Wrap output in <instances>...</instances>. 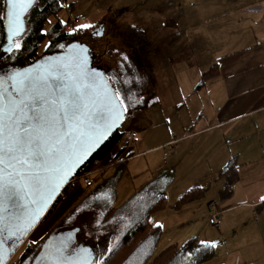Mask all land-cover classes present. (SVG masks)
<instances>
[{
	"label": "rangeland",
	"instance_id": "obj_1",
	"mask_svg": "<svg viewBox=\"0 0 264 264\" xmlns=\"http://www.w3.org/2000/svg\"><path fill=\"white\" fill-rule=\"evenodd\" d=\"M40 1L36 0L37 4ZM69 2L73 3L72 12L67 6L68 2L64 3V9L58 16H50L45 29L48 30L58 19L66 21L68 17L71 19L82 13L85 16L84 20L78 23L72 20L71 22L76 26L91 25L94 34L100 33L96 34L99 38L94 39V45L97 46L96 42L99 43L100 48L97 47V50L107 59V66L112 65L117 70L119 69L114 62L117 57L116 50L127 54L120 40L121 33H126L132 26L141 30L150 28V44L146 50L141 52V58H146L152 64L151 81L161 104L142 110L122 123L121 129L132 132L135 138L133 142L127 144L122 157L131 151L136 152V148L142 150L139 147L141 137L147 146L164 143L172 139L174 133L180 136L183 125L191 126V123H187L190 118L194 120L199 118L201 114L198 109L199 94L195 91V87L201 79V74L209 69L213 60L211 57L223 54L228 41V36H223V34L215 35L221 45H213L206 38L214 37V35L211 30L203 26L209 27L210 24L216 26L220 21L214 18L213 14L201 13L199 7L209 5L212 0H70ZM202 14L203 17L200 19ZM197 20H199L198 23ZM25 21L28 27L22 36L14 40L11 47L13 51L16 50L15 44L21 47L23 36H26L30 29L29 12L25 16ZM200 36L205 38V44L201 43ZM85 40L87 44L92 45L91 39L85 38ZM46 44V41L41 44L40 53ZM203 45L212 47L211 57L207 51H202ZM146 73L144 69L137 71L139 79L147 87L149 82ZM189 115L192 116L189 117ZM181 142L185 143L181 140L170 149L174 150L182 144ZM162 151L169 150L166 147V150L162 149ZM141 160L142 158H137L136 163H140ZM205 162L207 166L208 161L205 160ZM115 165L117 166H110L101 173L93 171L91 174L94 179L92 188L95 189L105 179L116 176L115 186L118 188V194L115 204L119 205L127 196L124 190H131L132 183L130 175H121L125 167H129L128 162ZM161 178L164 179L163 176ZM82 188V183H75L66 194L64 190V198L52 206L45 218L33 230L30 239L35 244L41 241L43 243L48 232L54 228L50 233L63 231L67 229L66 226H78L80 232L77 235V244L90 245L95 253L94 262L98 263L111 248L116 230L95 237L91 230L94 228L95 213L93 211L81 214L73 223L62 222L57 225V222L75 205ZM178 188L179 186L174 184V187L170 189L166 207L154 212L150 217V222L153 225H159L162 229L154 257L171 244L182 245L191 236H195L199 241L212 243L215 249L214 257L201 264H264V212L258 217L257 212H254L255 215L249 217L247 212L241 209L238 212L242 213L233 216L231 224L221 232L216 228H210L209 212L204 211L203 214L195 217L191 209H184V205L179 209L169 205L174 197L178 196L174 195ZM210 193L212 192L205 194L202 197L204 199L201 198V200L204 201ZM215 200L220 206L225 203L218 197H215ZM222 216L223 213L221 222L223 221ZM53 225L55 227L52 228ZM213 227L217 226L213 225ZM193 232H197V235ZM235 251L237 253H234Z\"/></svg>",
	"mask_w": 264,
	"mask_h": 264
},
{
	"label": "snow or ice",
	"instance_id": "obj_2",
	"mask_svg": "<svg viewBox=\"0 0 264 264\" xmlns=\"http://www.w3.org/2000/svg\"><path fill=\"white\" fill-rule=\"evenodd\" d=\"M32 3L5 0L10 42L24 31L21 17ZM68 48L64 55L0 76V233L17 240L127 111L121 93L88 68L87 48ZM70 242L69 233L41 259L45 264H86Z\"/></svg>",
	"mask_w": 264,
	"mask_h": 264
},
{
	"label": "crops",
	"instance_id": "obj_3",
	"mask_svg": "<svg viewBox=\"0 0 264 264\" xmlns=\"http://www.w3.org/2000/svg\"><path fill=\"white\" fill-rule=\"evenodd\" d=\"M199 11L213 14L220 21L216 26H203L214 35L206 37L207 40L213 45H221L215 35L228 36L225 52L219 56L211 57L212 47L200 46L213 58L211 65L217 63L218 66L215 76L198 90L201 114L197 120H188L191 126L183 125L182 138L177 142H172V138L147 146L141 137L139 147L142 150L136 148V154L126 160L129 167L126 166L121 175L128 174L131 178V190H124L126 198L156 181L166 185L168 198L170 189L177 184L179 188L174 195L178 196L169 204L171 207L189 190L206 188V195L212 193L204 201L196 199L185 204L184 209H191L198 217L204 211L209 212V204L216 203L215 197H218L225 202L219 205L223 221L220 217L217 227L209 224L210 228L222 232L231 224L233 216L242 213L238 212L241 209L249 217L254 216V212L257 217L264 212V0H212L209 5L199 7ZM202 17L203 14L200 19ZM200 37L201 43L205 44V38ZM184 128L190 130L185 132ZM181 140L185 143L170 149ZM166 147L169 151L163 152ZM123 153H118L119 160L125 158ZM137 158H142L140 163H136ZM232 158L236 160L238 180L231 195L221 199L225 180L219 177V171ZM112 182L116 185V176L105 179L98 186ZM214 182L216 185L213 186ZM193 234L197 235V232Z\"/></svg>",
	"mask_w": 264,
	"mask_h": 264
},
{
	"label": "trees",
	"instance_id": "obj_4",
	"mask_svg": "<svg viewBox=\"0 0 264 264\" xmlns=\"http://www.w3.org/2000/svg\"><path fill=\"white\" fill-rule=\"evenodd\" d=\"M69 1L41 0L36 4L29 11L30 29L27 35L23 36L21 47L13 53L2 50L6 33L5 19L0 20V67L24 66L26 62L32 63L45 55L63 51L72 42L82 41L87 44L85 38H88L92 40V45H88L94 50V65H98L104 70L114 90L119 91L121 98L125 100L127 111L124 121L142 110L157 105L159 100L151 81L152 65L146 58H141V52L146 50L150 44V28L141 30L132 26L128 28L126 33H121L120 40L125 46L127 54L116 50L117 57H115L114 62L119 69L117 70L112 65L107 66V59L98 52L99 43L96 42L97 46H95L94 39L99 37L92 32V27L80 29L79 25H74L68 17L63 23H61L62 20L58 19L52 23L48 30L45 29L50 16H58L64 9V3L67 4L66 2H68L67 6L72 12L73 3ZM5 7V0H0V16L5 17ZM73 29L76 31L73 32ZM44 41L47 44L40 53L39 48ZM60 45H64V48H61ZM139 69L147 71L146 75L149 82L147 87L138 77L137 71ZM217 71V63L211 65L210 69L201 75L195 91L204 87L207 80L215 76ZM128 133L123 131L121 127L115 131L68 184L65 188V194L75 183H82L83 188L75 205L57 222V225L62 224V222L73 223L81 214L93 211L95 213L94 228L91 230L95 237L116 230L111 248L106 256L96 264H201L210 260L215 254L214 245L205 242L207 245L205 247L196 237L189 238L182 245L172 244L154 257L153 254L161 238L162 229L159 225H153L150 222V217L154 212L164 209L168 203L167 187L164 183L156 181L145 185L130 194L119 205L115 204L118 192L113 182L107 183L103 187L98 186L95 189L85 184L84 178L87 177V172H104L109 166L121 163L123 160L126 161L136 154L135 151H131L124 159L120 158L121 160H119L118 153L123 152L127 144L134 141V139H127ZM117 147L119 148L117 149ZM236 165L235 158H232L219 171V177L225 180L224 187L220 191L221 199L231 195L233 186L238 180ZM206 192V188L191 189L173 207L179 209L187 203L204 197ZM65 194H61L56 204L64 198ZM215 205L221 211L217 202L210 203L209 220ZM53 227L55 226L53 225ZM66 227L72 229L78 226ZM29 240V243H33L31 239ZM28 258L30 259L31 256Z\"/></svg>",
	"mask_w": 264,
	"mask_h": 264
},
{
	"label": "water",
	"instance_id": "obj_5",
	"mask_svg": "<svg viewBox=\"0 0 264 264\" xmlns=\"http://www.w3.org/2000/svg\"><path fill=\"white\" fill-rule=\"evenodd\" d=\"M35 2H36V0H33L32 6H30L21 17V19L23 21L24 31L21 32L19 35L14 36L12 38L11 42L9 41L7 27H6L8 22L6 19L7 9L5 7L6 40H5V43L2 47L3 52H8L7 49L9 47H12L14 40L24 34L25 29H26L25 16L31 10V8L34 6ZM72 44L82 45L83 47L87 48V50H88V53H87L88 68L91 70H94L97 73H100L104 77V79L108 82L110 88L114 90V88L112 87L108 78L106 77L104 70L100 66L94 65V63H93L94 62V50L88 44H86L85 42H82V41L72 42V43L68 44V46L72 45ZM68 46L65 48V50H63L61 52L51 54V55H46V56L32 62L29 65H26L22 68L15 69V70H21L22 71L25 68H29V67L35 66L38 63H42L45 58L64 55L69 51ZM15 70H13V71H15ZM125 115H126V112L123 113V119L121 121H119L117 123V125L114 128H112V130L106 135V137L75 167V169L72 171L71 175L66 179V181L62 184V186L58 189V191L55 193L53 198L47 203L46 206H44L43 211L35 217V220H34V223L32 224V226L24 232L25 238L28 237L29 235H31V233L37 227V225L45 218V216L51 210L52 206L56 204L59 197L61 196V194L65 190V188L74 179V177L77 175V173L84 167V165L89 161V159L110 139V137L113 135V133L115 131H117L122 126V123L124 122V119H125ZM79 231H80V228L76 227V228L64 230V231L59 232L55 235L48 236L43 241L42 246H41V250L36 255L33 264H45V261L42 260L41 257L45 254V252L50 251L51 246L57 244L58 241L67 237L69 233L71 234L70 248L73 250L72 252L74 254H79L85 260L86 264H93V262L95 260V253H94L93 248L90 245H86V244H82V243L77 244V235H78ZM6 235L8 236L7 232H6ZM0 239H3V238L0 237ZM82 250H84V251H82ZM10 253H11V250L8 247L6 241L4 240L2 247H0V264H6L8 262V260L10 259Z\"/></svg>",
	"mask_w": 264,
	"mask_h": 264
},
{
	"label": "flooded vegetation",
	"instance_id": "obj_6",
	"mask_svg": "<svg viewBox=\"0 0 264 264\" xmlns=\"http://www.w3.org/2000/svg\"><path fill=\"white\" fill-rule=\"evenodd\" d=\"M37 4V2H35L34 6ZM33 6V7H34ZM32 7V8H33ZM31 8V9H32ZM28 27V24H26V28ZM12 49V48H11ZM9 53H13L14 51H8ZM46 56V55H45ZM44 57V56H43ZM30 64V63H29ZM26 66V65H24ZM24 66H17V67H0V76H4L6 73L11 72L15 69H19L22 68ZM67 230V229H66ZM64 231V230H63ZM59 232L62 231H55L53 233H49L46 238L50 235H55ZM29 235L28 237L25 238L24 234L20 236V238L17 240L14 236L13 237H8L6 235V232L0 233V237L5 238L7 237V239H5L8 247L11 250L10 253V259L8 260V262L6 264H33L34 259L36 257V255L39 253V251L41 250V245L38 243H34L33 246H30L28 244V240L30 239ZM45 238V239H46ZM44 239V240H45ZM27 243V244H26ZM40 245V246H39ZM73 251V250H72ZM31 256V258L29 259L28 257Z\"/></svg>",
	"mask_w": 264,
	"mask_h": 264
},
{
	"label": "built area",
	"instance_id": "obj_7",
	"mask_svg": "<svg viewBox=\"0 0 264 264\" xmlns=\"http://www.w3.org/2000/svg\"><path fill=\"white\" fill-rule=\"evenodd\" d=\"M84 18H85V16H84L82 13H79V14H77L75 17H71V20H72L74 23H78L80 20H82V19H84ZM25 65H28V62H26ZM184 130H185V132H188V131H189V128H185ZM181 138H182L181 136L175 135V136L173 137L172 142H177V141H179ZM127 139H128V140H132V139H134V134H133L132 132L128 133V135H127ZM91 173H92V172H88V173H86V176H87V177L84 178V182H85V184H86L87 186H92V185H93V182H94L93 177L91 176ZM214 208H215V209H214V212L212 213L209 222H210L211 225L219 226V224H220V217H221V212H222V210L219 211V210L216 208V205L214 206ZM29 245H30V246H33V243H29Z\"/></svg>",
	"mask_w": 264,
	"mask_h": 264
},
{
	"label": "bare ground",
	"instance_id": "obj_8",
	"mask_svg": "<svg viewBox=\"0 0 264 264\" xmlns=\"http://www.w3.org/2000/svg\"><path fill=\"white\" fill-rule=\"evenodd\" d=\"M84 19H85V18H84ZM84 19H82V20H84ZM80 21H81V20H80ZM80 21H79V22H80ZM30 64H31V63H30ZM28 65H29V62H28ZM184 129H185V128H184ZM189 130H190V129H189ZM184 131H185V130H184ZM89 172H91V171H89ZM87 173H88V172H87Z\"/></svg>",
	"mask_w": 264,
	"mask_h": 264
}]
</instances>
